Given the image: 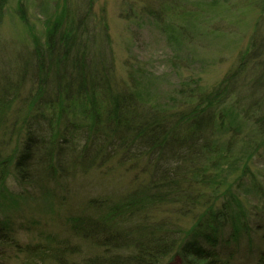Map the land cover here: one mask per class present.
Masks as SVG:
<instances>
[{
	"label": "trees",
	"instance_id": "trees-1",
	"mask_svg": "<svg viewBox=\"0 0 264 264\" xmlns=\"http://www.w3.org/2000/svg\"><path fill=\"white\" fill-rule=\"evenodd\" d=\"M236 1L135 0L121 15L135 35L154 29L167 38L172 68H192ZM95 2L55 5L44 44L36 39L21 72L0 75V264H264V183L253 166L264 165V7L244 52L210 90L173 85L133 61L119 82ZM113 159L134 174L124 191L61 217L73 207L58 187L75 203L76 181ZM13 178L23 191L10 188ZM25 201L49 202L54 217L28 227L26 241L12 226Z\"/></svg>",
	"mask_w": 264,
	"mask_h": 264
},
{
	"label": "rangeland",
	"instance_id": "rangeland-1",
	"mask_svg": "<svg viewBox=\"0 0 264 264\" xmlns=\"http://www.w3.org/2000/svg\"><path fill=\"white\" fill-rule=\"evenodd\" d=\"M46 1L8 0L3 15L0 17V75L9 73L10 68L14 69V74L15 70L21 72V61L25 57L27 59L29 54L33 52L35 42L38 40L44 44L45 33L48 28L47 18L53 16L52 19H54V6L56 5L61 9L65 0H51L50 3H47L48 7H46L47 12L45 13L42 11V6L46 5ZM134 1L96 0L93 7L94 23L98 34L104 36V27L108 28L111 41L110 50L113 53V70L115 71L116 66L118 81H127L126 62L133 61L136 69L142 66L147 70L149 68L156 75L168 76L169 82L173 85H178L181 81L186 80L192 86L200 82L210 90L223 81L244 52L255 31V26L260 20L261 8L264 7V0H237L234 2L231 14L229 15L226 11L214 23L213 27L219 34L221 33L218 38L213 37L202 42L205 46L199 50L198 54L205 62L195 63L192 68H187L181 63L179 64L180 68L174 69L169 64L174 55L168 46L167 38L154 29L144 31L140 36L135 35V28L131 27L129 22L122 17L123 6L121 5ZM68 2L71 3V0H67ZM21 10L25 19H22ZM48 12H50L49 16L47 15ZM197 45L199 46V41H194L190 46L197 47ZM14 145L8 149L7 154L13 153ZM113 160V163L109 161L110 163L104 165L98 171L99 173H89L85 180L78 179L76 181L74 190H78V195L75 197V203H71L68 193L58 187L57 190L61 196L66 197L64 202L66 208L73 207L70 212L62 211L61 217L65 218L67 215L77 214L79 212V207H76L78 203L86 206L89 200L115 199V193L124 191L132 181L134 174H126L120 169H115V159ZM253 166L256 167L255 172L257 169L262 172V174L260 172L261 175L259 174L260 178L257 175L258 172L256 175L258 180L264 183V165L256 164ZM109 171L111 173H108ZM9 186L14 191H23L14 178L9 181ZM51 188L54 189V187ZM49 209V202L45 201L19 203L17 213L22 218L16 219L17 221L13 220L12 226L16 228L17 234L22 240H30L33 237L34 233L28 230V227L34 226L38 222L41 225L52 224L54 217L52 209ZM168 264H181V262L175 259Z\"/></svg>",
	"mask_w": 264,
	"mask_h": 264
}]
</instances>
